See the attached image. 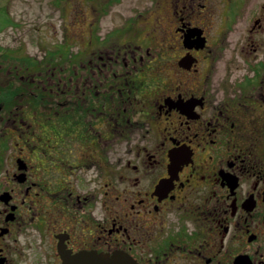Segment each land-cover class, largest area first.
I'll return each instance as SVG.
<instances>
[{
	"label": "flooded vegetation",
	"instance_id": "flooded-vegetation-1",
	"mask_svg": "<svg viewBox=\"0 0 264 264\" xmlns=\"http://www.w3.org/2000/svg\"><path fill=\"white\" fill-rule=\"evenodd\" d=\"M248 1L152 0L80 58L0 64V264H264V2Z\"/></svg>",
	"mask_w": 264,
	"mask_h": 264
},
{
	"label": "rangeland",
	"instance_id": "rangeland-1",
	"mask_svg": "<svg viewBox=\"0 0 264 264\" xmlns=\"http://www.w3.org/2000/svg\"><path fill=\"white\" fill-rule=\"evenodd\" d=\"M262 2L249 0L245 11L250 16ZM151 4L152 0H0V64L6 59L29 68L37 61L63 65L66 59L93 52L104 37L113 42L126 23L141 22L145 11L141 12ZM152 16L157 17L151 14L143 24H134L132 35L138 41L150 42L146 33L155 25ZM249 16L238 20V32L228 35L229 41L244 32Z\"/></svg>",
	"mask_w": 264,
	"mask_h": 264
},
{
	"label": "water",
	"instance_id": "water-1",
	"mask_svg": "<svg viewBox=\"0 0 264 264\" xmlns=\"http://www.w3.org/2000/svg\"><path fill=\"white\" fill-rule=\"evenodd\" d=\"M65 264H136L130 257L120 253L113 255L80 254L69 258Z\"/></svg>",
	"mask_w": 264,
	"mask_h": 264
}]
</instances>
